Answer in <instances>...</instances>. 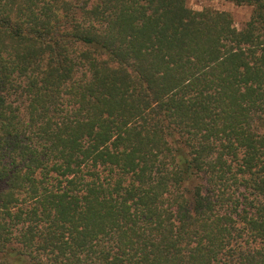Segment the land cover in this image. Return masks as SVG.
<instances>
[{
	"label": "trees",
	"instance_id": "trees-1",
	"mask_svg": "<svg viewBox=\"0 0 264 264\" xmlns=\"http://www.w3.org/2000/svg\"><path fill=\"white\" fill-rule=\"evenodd\" d=\"M0 0V264H264V0Z\"/></svg>",
	"mask_w": 264,
	"mask_h": 264
},
{
	"label": "rangeland",
	"instance_id": "rangeland-1",
	"mask_svg": "<svg viewBox=\"0 0 264 264\" xmlns=\"http://www.w3.org/2000/svg\"><path fill=\"white\" fill-rule=\"evenodd\" d=\"M188 6L197 11L212 8L215 10L229 12L233 16L235 25L238 29L244 27L252 14V7L247 5L237 6L226 0H188Z\"/></svg>",
	"mask_w": 264,
	"mask_h": 264
}]
</instances>
